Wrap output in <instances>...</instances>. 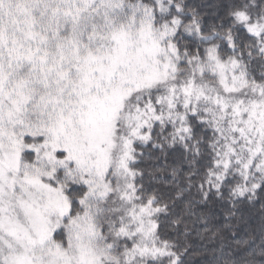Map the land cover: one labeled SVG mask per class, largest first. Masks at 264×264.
Segmentation results:
<instances>
[{
	"label": "snow or ice",
	"instance_id": "snow-or-ice-1",
	"mask_svg": "<svg viewBox=\"0 0 264 264\" xmlns=\"http://www.w3.org/2000/svg\"><path fill=\"white\" fill-rule=\"evenodd\" d=\"M0 264H264V0H0Z\"/></svg>",
	"mask_w": 264,
	"mask_h": 264
},
{
	"label": "trees",
	"instance_id": "trees-1",
	"mask_svg": "<svg viewBox=\"0 0 264 264\" xmlns=\"http://www.w3.org/2000/svg\"><path fill=\"white\" fill-rule=\"evenodd\" d=\"M214 208V211H216V220H219L226 224H235V227L232 229V232L236 234V239L240 238H248V235L251 234H257L258 228H259V217L254 211L245 210L244 213V220L242 221H231V220H224L222 216L223 208L221 206H210ZM253 228L257 229V233H253ZM257 243H259V239L256 240ZM195 260H201V256H197L194 258Z\"/></svg>",
	"mask_w": 264,
	"mask_h": 264
}]
</instances>
